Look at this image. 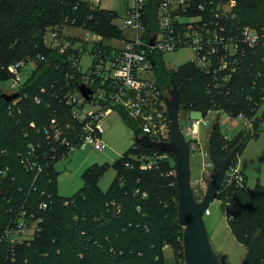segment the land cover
<instances>
[{
  "label": "trees",
  "instance_id": "1",
  "mask_svg": "<svg viewBox=\"0 0 264 264\" xmlns=\"http://www.w3.org/2000/svg\"><path fill=\"white\" fill-rule=\"evenodd\" d=\"M253 4L252 0H238L236 18L230 23L236 26L264 23V20L254 21L241 15L240 7L251 11ZM157 6V0H150L152 24L156 21ZM67 16L76 18L75 26L100 33L104 37L123 36L113 23L116 15L100 7L93 8L89 2L0 0V78H11L7 68L20 59L37 56L46 58L38 61L31 70L17 90V98L7 102L1 97L3 91H0V103L10 119L9 126H0V262L9 263V245L3 235L20 207L29 213L34 212L43 221L40 222L41 231L14 251L17 264H38L42 261L44 264H167L163 251L155 248L157 228L162 232L159 238L162 243L175 245V250H181L177 263L184 261L177 185H171L173 178L165 174L175 167L171 152L170 160H164L150 170H143L140 165L148 161L154 152L161 150L135 141L114 164L116 177L107 192L101 191L98 185L107 169L97 164L83 173L84 185L78 194L66 198L57 192L58 172L53 155L56 154L59 159L66 150L64 146L48 139L43 128L49 126L54 118L59 124L70 122L77 125L71 117V107L62 98L67 90L78 86L76 82L79 75L74 73L66 54H60L46 44L45 36L49 26L61 24ZM23 50L25 54L20 56L18 53ZM262 56L263 51H248L238 73L232 76L229 93L224 89H212L208 85L210 77L193 61L168 68L161 58L162 53H155L152 60L159 84L167 90L173 84L177 86L180 107L184 111H201L204 115L217 111L232 116L245 112L253 116L257 113L258 106L254 101L258 99L259 93L252 91V77L259 71L264 73ZM67 71L75 75L71 88V84L67 86L66 83ZM263 79L264 76L257 81L259 85L264 83ZM55 80L58 82L54 83ZM42 88H45V92H41ZM35 96L41 99L39 103L35 101ZM124 116L128 124L133 125V121ZM260 119L258 117L254 121L251 129L243 128L229 139L224 138L218 129L219 124L215 123L219 157H226L236 148L232 165L236 164L240 150L250 139L264 132V124L260 123ZM33 121L35 127L30 125ZM133 127L137 134L141 133L140 128L136 125ZM30 145L35 146L31 159L39 161L41 170L24 161L30 156ZM55 147L57 149L53 151ZM6 168L7 171L2 173ZM223 184L219 197L223 195ZM144 192L146 196H143ZM261 192L264 194L262 187H237V198L231 201L233 209L226 212L228 217L233 215L230 222L232 231L240 242L250 246L254 237L259 236L253 264H264V252L260 250V241L264 237V221L260 219L264 215L246 221L234 218L233 212L237 210L241 214L242 194ZM42 201L48 202V207L43 210L39 206ZM261 205V213H264V200ZM126 233L129 240L126 243L118 242L119 237Z\"/></svg>",
  "mask_w": 264,
  "mask_h": 264
},
{
  "label": "built area",
  "instance_id": "2",
  "mask_svg": "<svg viewBox=\"0 0 264 264\" xmlns=\"http://www.w3.org/2000/svg\"><path fill=\"white\" fill-rule=\"evenodd\" d=\"M157 1V17L155 24H152L150 0H128L122 21L117 22L116 18L113 20L123 36L115 37L112 41L100 33L85 28H82L86 31L84 37L66 33L65 27H77L76 18L70 16L61 24L47 28L46 44L60 54H66L74 73L79 75L76 82L78 86L67 90L62 98L71 107V117L77 125L70 122L59 124L54 118L49 126L43 128L48 139L65 147L66 151L59 159L77 149L91 147L103 151L106 147L103 137L106 131V118L114 112L126 115L131 120L136 119L139 122V127H136L141 129V133L138 134L140 136L148 135L158 141L171 140L167 105L169 92L158 82L155 63L152 60L155 53L190 48L194 52L192 61L210 77L208 85L212 89H224L223 91L227 93L231 92L232 76L238 73L248 51L264 53V23L237 26L230 23V20L236 18L238 0ZM100 3L101 0H95V3L91 4L94 8L100 7ZM152 39L154 44L151 43ZM84 54L92 57L86 70L81 65ZM45 59V56L27 57L11 63L7 69L12 86L18 90L32 72L26 74V66L31 65L33 70L38 61ZM261 59L264 61V56ZM74 73L66 72V83L67 86L71 84L70 88ZM263 76L264 73L259 71L252 77V91L259 93L258 99L254 101L258 106L257 113L253 116L245 112H239L234 116L226 114L228 121L242 120L244 128L251 129L254 121L260 117V123L264 124V83L259 85L257 82ZM262 81L264 82V79ZM81 85L92 90L90 99L82 93ZM41 92H45V88H42ZM35 101L37 103L41 101L39 96H35ZM185 114L183 119L180 117V124L190 147V155L195 153L202 160L208 158V163L203 164V167L216 168L209 147L205 148L200 138V126L211 125L207 119L208 115L201 111H185ZM216 123L219 124L218 121ZM30 125L36 126L34 121ZM222 135L229 139L227 135ZM30 146L32 149L29 151L30 156L24 161L30 166H38L41 170L39 161L31 159L35 146ZM56 149L53 148V151ZM169 153L164 150L154 152L140 168L150 170L160 162L170 160ZM53 159L55 163L59 160L56 154L53 155ZM7 169L1 172L5 173ZM165 174L173 178L171 185H177L176 164ZM226 176L241 187L245 185V176L237 169L236 164L231 163ZM203 179L200 175L197 183L191 181L197 200L203 198L209 186L203 183ZM143 196H146L145 192ZM39 206L42 210L46 209L48 202L42 201ZM118 208H121V205H118ZM42 221L43 218L36 216L34 212L29 213L24 207L19 208L3 235V239L9 245L8 264H17L14 251L20 245L31 241L41 231ZM177 264H185V261L180 260Z\"/></svg>",
  "mask_w": 264,
  "mask_h": 264
},
{
  "label": "rangeland",
  "instance_id": "3",
  "mask_svg": "<svg viewBox=\"0 0 264 264\" xmlns=\"http://www.w3.org/2000/svg\"><path fill=\"white\" fill-rule=\"evenodd\" d=\"M82 1L95 3V0ZM252 1L254 4L251 11L249 9L244 10L240 7L239 11H241V15L243 14L246 19L254 21L264 20V0ZM127 2L128 0H101L99 6L100 8L114 13L116 15V21L120 22L125 15ZM65 32L68 34H76L79 37H84L86 31H84L82 27L77 26L76 28L65 27ZM106 38L107 40L112 41L115 37ZM22 52L18 54H21L20 56L24 55V50ZM161 58L163 59L166 67L176 68L192 61L194 58V52L190 48L184 47L172 52H162ZM91 61L92 57L89 54H84L82 56L81 65L84 70L89 67ZM31 69V65L26 66V74H28ZM15 90H17V88L12 86L11 78H0V91L12 94ZM186 111L191 112L188 110ZM7 115L8 113H5L4 108L0 103V126L2 124H6L8 126L10 125V119ZM185 115V111L182 107H180V117L183 119ZM207 119L210 121L211 125L202 124L200 126V138L202 139L205 148L209 147V137L211 135L212 128L217 121L219 122L218 129L220 132L227 135L229 138H233L244 128L242 120L228 121L227 115L224 112L210 111ZM132 121L133 125L139 127V122L136 119H132ZM133 125L128 124L124 115L114 112L106 118V131L103 135L106 147L103 151L96 150L91 147L84 150L77 149L69 153L68 156L59 159L55 163V168L58 172L56 176V189L58 194L66 198L73 197L78 194L84 185L82 177L83 173L87 168L96 164L98 166L106 167L107 170L101 176V182L103 185L106 181L109 184V182L116 177V170L113 167L114 164L120 160L121 156L127 153L135 143V130ZM190 162L192 182L194 184L197 183V178L201 175L204 178L202 180L203 183L209 185L215 175L216 168L203 167V164L206 165L208 163V158H204L202 160L197 154L192 153ZM236 167L245 176L246 180L243 187L248 189L262 187L264 189V132H261L257 138L250 139L243 149L240 150L238 153ZM223 183V195H220L219 197V193L217 194L216 198L205 212L204 221L212 245L219 256L221 263L242 264L249 244H244L235 237L232 231V224L230 223L233 215H230V217L226 215L227 211H231L233 209L231 201H233L234 198H237L236 188L242 187L227 176L225 177ZM262 192L260 194L255 193L251 195L242 194L240 198L242 199L240 200L242 211L240 214L239 211L235 210V212H233L235 214L234 218L237 220L241 219L248 221V219H256L258 216H263L264 213H261V204L264 200V194ZM113 209V211H116L115 208ZM261 218L263 219L260 220L264 221V217ZM161 233V230L157 228L155 233V242L157 244H155V248L157 251L159 248L163 251V254L168 260L167 264H176L178 258H180L179 254L181 250H175V245L172 246L162 243L159 239ZM128 240L129 236L128 233H126L121 235L117 241L126 243ZM260 243V250L264 252V237H262ZM157 251L155 253H158ZM44 263L45 262L42 261L38 264ZM47 264H53V262H48Z\"/></svg>",
  "mask_w": 264,
  "mask_h": 264
},
{
  "label": "water",
  "instance_id": "4",
  "mask_svg": "<svg viewBox=\"0 0 264 264\" xmlns=\"http://www.w3.org/2000/svg\"><path fill=\"white\" fill-rule=\"evenodd\" d=\"M154 44V39L151 40ZM82 93L90 99L92 90L81 85ZM167 98L168 117L171 128L170 141H158L151 139L148 135H135L136 141L149 147L169 151L174 155L177 169V190H178V220L183 228V256L185 264H222L216 253L204 221V215L210 204L214 201L223 181L226 172L231 165L237 149L234 148L226 157L221 158L217 153L218 130L214 124L209 137V150L213 160L216 173L212 178L208 189L201 200H197L192 188L191 155L189 144L182 132L180 124V95L175 84L168 90ZM19 92L12 94L2 92L1 97L7 102L17 98ZM259 236L252 240L242 264H253L258 247Z\"/></svg>",
  "mask_w": 264,
  "mask_h": 264
},
{
  "label": "crops",
  "instance_id": "5",
  "mask_svg": "<svg viewBox=\"0 0 264 264\" xmlns=\"http://www.w3.org/2000/svg\"><path fill=\"white\" fill-rule=\"evenodd\" d=\"M194 113L197 114V112H194ZM114 179H115V177L113 178V180H111V181L109 182V184H108V182L106 181V182L104 183V185H103V183L101 182V178H100V180H99V182H98V185H99L101 191H103V192H107V191L109 190L110 186L112 185Z\"/></svg>",
  "mask_w": 264,
  "mask_h": 264
}]
</instances>
